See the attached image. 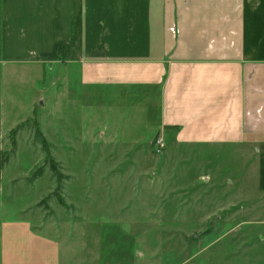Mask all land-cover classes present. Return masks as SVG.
Masks as SVG:
<instances>
[{
	"label": "crops",
	"instance_id": "crops-1",
	"mask_svg": "<svg viewBox=\"0 0 264 264\" xmlns=\"http://www.w3.org/2000/svg\"><path fill=\"white\" fill-rule=\"evenodd\" d=\"M60 45L69 47L67 59L54 57ZM2 71L8 79L30 75L42 84L39 96L58 89L59 121L67 96L75 120L84 119L82 110L87 120H101L88 132L76 122L74 135L99 136L104 150L115 143L129 149L133 170L125 176L135 183L154 177L158 166L164 173L168 145L183 159L204 146L233 145L256 148L251 163L264 194V0H0ZM156 135L166 140L163 160L152 151ZM58 239L34 242L33 253L62 252ZM33 253L20 264H50Z\"/></svg>",
	"mask_w": 264,
	"mask_h": 264
},
{
	"label": "rangeland",
	"instance_id": "rangeland-1",
	"mask_svg": "<svg viewBox=\"0 0 264 264\" xmlns=\"http://www.w3.org/2000/svg\"><path fill=\"white\" fill-rule=\"evenodd\" d=\"M30 78L17 71L8 79L0 72V260L20 264L33 253L34 242L55 234L62 252L47 248L44 256L35 249L33 256L40 252L50 264L61 258L101 264L107 258L112 264H264V194L251 163L256 148L204 146L183 159L168 145L173 153L164 173L158 166L154 177L135 183L130 173L125 176L132 169L129 149L115 143L104 150L107 146L96 142L99 136L74 135L76 122L88 132L102 121L87 120L83 110L85 120H75L69 96L63 98L59 121L56 88L39 96L42 84ZM156 137L152 151L163 160L154 149ZM105 169L113 173L106 179ZM50 225L56 232L48 230Z\"/></svg>",
	"mask_w": 264,
	"mask_h": 264
},
{
	"label": "built area",
	"instance_id": "built-area-1",
	"mask_svg": "<svg viewBox=\"0 0 264 264\" xmlns=\"http://www.w3.org/2000/svg\"><path fill=\"white\" fill-rule=\"evenodd\" d=\"M154 149L156 153H163L166 149V140L163 135H157L154 141Z\"/></svg>",
	"mask_w": 264,
	"mask_h": 264
},
{
	"label": "trees",
	"instance_id": "trees-1",
	"mask_svg": "<svg viewBox=\"0 0 264 264\" xmlns=\"http://www.w3.org/2000/svg\"><path fill=\"white\" fill-rule=\"evenodd\" d=\"M68 56H69V47L66 45H60L54 57L60 58V59H67Z\"/></svg>",
	"mask_w": 264,
	"mask_h": 264
}]
</instances>
